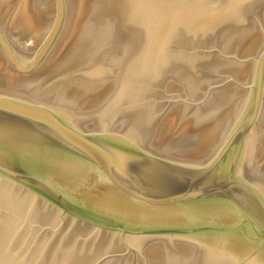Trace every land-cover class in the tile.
<instances>
[{
  "label": "water",
  "instance_id": "obj_1",
  "mask_svg": "<svg viewBox=\"0 0 264 264\" xmlns=\"http://www.w3.org/2000/svg\"><path fill=\"white\" fill-rule=\"evenodd\" d=\"M0 264H264V0H0Z\"/></svg>",
  "mask_w": 264,
  "mask_h": 264
}]
</instances>
